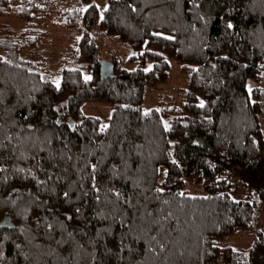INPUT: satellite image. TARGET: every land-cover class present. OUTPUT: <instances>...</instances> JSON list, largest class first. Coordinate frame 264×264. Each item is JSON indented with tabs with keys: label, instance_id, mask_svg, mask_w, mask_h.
Returning a JSON list of instances; mask_svg holds the SVG:
<instances>
[{
	"label": "trees",
	"instance_id": "trees-1",
	"mask_svg": "<svg viewBox=\"0 0 264 264\" xmlns=\"http://www.w3.org/2000/svg\"><path fill=\"white\" fill-rule=\"evenodd\" d=\"M55 3L59 25L81 31L57 59L34 23ZM5 15L26 24H0V222L16 224L0 227V264H264L263 107L247 87L264 75V0H108L103 13L94 0H0ZM96 28L139 66L114 57L102 79ZM169 58L178 103L145 111ZM85 101L113 105L106 125ZM235 234L253 244H222Z\"/></svg>",
	"mask_w": 264,
	"mask_h": 264
},
{
	"label": "rangeland",
	"instance_id": "rangeland-1",
	"mask_svg": "<svg viewBox=\"0 0 264 264\" xmlns=\"http://www.w3.org/2000/svg\"><path fill=\"white\" fill-rule=\"evenodd\" d=\"M101 11L106 9L108 0H94ZM64 5L55 3L50 5L49 14L44 17L35 18V27L43 29L46 32V39L48 35V52L54 58L57 59L58 53L64 49L65 46L72 42L74 36H80L81 31H73L61 27L62 23L60 19L59 9ZM7 24L13 26L16 30L23 28L26 22L23 19L17 18L12 15H5L0 17V24ZM93 36L96 37L97 43L100 48L101 60L111 61L112 58L118 60V65L126 70H135L139 66L138 59L131 60V57L137 52L127 42L121 40L118 36L108 35L99 28L93 31ZM171 63L170 76L166 82L160 83L156 87H146L144 96V109L149 111L153 108H163L167 105V101L172 99L178 103L180 97V88L184 85V78L181 74V65L178 60L169 58ZM153 62L147 59L144 63L146 70L151 69ZM85 78H90L89 71H84ZM248 90L252 95L255 88L259 87L261 91L260 102L263 107V112L260 115L261 126L264 134V75L259 80L249 79L247 84ZM254 99V97L252 96ZM180 101V100H179ZM82 115H89L98 118L103 125L108 123V119L112 114L113 105L108 102L101 101H85L80 106ZM264 136V135H263ZM185 189L190 195L203 196L206 195L204 189L197 185L194 181L188 179ZM253 237L248 235L235 234L225 240L223 245H230L234 249L243 250L253 244Z\"/></svg>",
	"mask_w": 264,
	"mask_h": 264
},
{
	"label": "water",
	"instance_id": "water-1",
	"mask_svg": "<svg viewBox=\"0 0 264 264\" xmlns=\"http://www.w3.org/2000/svg\"><path fill=\"white\" fill-rule=\"evenodd\" d=\"M115 75V64L113 61L100 60V76L102 79H107ZM72 123H75L74 120L70 119ZM59 124H62V118H59ZM0 227L15 229L16 224L13 222L11 215H6L0 222Z\"/></svg>",
	"mask_w": 264,
	"mask_h": 264
},
{
	"label": "snow or ice",
	"instance_id": "snow-or-ice-1",
	"mask_svg": "<svg viewBox=\"0 0 264 264\" xmlns=\"http://www.w3.org/2000/svg\"><path fill=\"white\" fill-rule=\"evenodd\" d=\"M229 27H232V25H231V24H229ZM57 86H59V82H57ZM93 167H95V166L93 165Z\"/></svg>",
	"mask_w": 264,
	"mask_h": 264
}]
</instances>
